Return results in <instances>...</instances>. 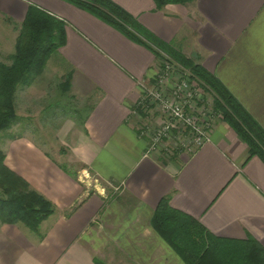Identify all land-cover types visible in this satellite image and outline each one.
Returning <instances> with one entry per match:
<instances>
[{
	"label": "crops",
	"instance_id": "1",
	"mask_svg": "<svg viewBox=\"0 0 264 264\" xmlns=\"http://www.w3.org/2000/svg\"><path fill=\"white\" fill-rule=\"evenodd\" d=\"M111 1L217 77L264 130V0L161 9L154 0ZM33 6L65 24L66 42L27 91L88 110L57 132L67 165L27 135L0 143L8 168L55 206L38 232L0 222V264H185L153 228L164 198L209 233L264 248V160L225 122L192 154L153 149L142 125L158 117L145 98L160 60L70 0H0L10 56Z\"/></svg>",
	"mask_w": 264,
	"mask_h": 264
},
{
	"label": "trees",
	"instance_id": "2",
	"mask_svg": "<svg viewBox=\"0 0 264 264\" xmlns=\"http://www.w3.org/2000/svg\"><path fill=\"white\" fill-rule=\"evenodd\" d=\"M136 42L147 45L160 60L168 56L187 69L213 99V111L248 145L249 156L264 160V130L229 92L223 83L201 64L186 57L173 46L148 31L133 16L111 0H70ZM161 9L194 0H154ZM66 42L65 24L49 13L31 7L20 26L15 52L8 62H0V133L9 132L22 119L16 111L15 94L32 86L43 73L47 62ZM8 138L15 135L8 133ZM6 154L0 149V222L24 224L38 232L41 223L55 212V206L31 188L21 176L8 168ZM153 228L185 264H264V248L254 240H233L209 233L196 219L171 207L168 198L159 203ZM96 264H105L96 261Z\"/></svg>",
	"mask_w": 264,
	"mask_h": 264
},
{
	"label": "built area",
	"instance_id": "3",
	"mask_svg": "<svg viewBox=\"0 0 264 264\" xmlns=\"http://www.w3.org/2000/svg\"><path fill=\"white\" fill-rule=\"evenodd\" d=\"M156 83L144 98L157 111L160 121L152 125L143 124V134L151 138L153 149L164 148L165 142L170 144L175 140L173 148L194 152L209 141L213 127V109L212 112L207 111L203 105L204 98L198 93L203 89L201 83L168 56L160 63ZM85 175V179L90 178Z\"/></svg>",
	"mask_w": 264,
	"mask_h": 264
},
{
	"label": "rangeland",
	"instance_id": "4",
	"mask_svg": "<svg viewBox=\"0 0 264 264\" xmlns=\"http://www.w3.org/2000/svg\"><path fill=\"white\" fill-rule=\"evenodd\" d=\"M8 37L9 34L7 33L6 28H0V62H8L10 52L12 51V47L10 41L8 40ZM27 89L28 88L18 90L15 94L16 111L18 116L22 119V122L14 126L9 132L0 133V143L3 140L5 141L7 139L8 135L6 134L8 133L15 135V137L16 135L17 137L27 135L28 138H31L30 140L37 146L43 147L50 153L53 158H57L61 163H64L65 158H63V156H65L64 152H66L67 149L65 150V146L62 144V141L58 139L57 132L63 126V122L66 119L71 117L78 118V115L82 117L88 109L79 107L77 101H67L64 103L53 101L50 104L51 101L44 97L45 94H43L41 90L32 89V91H27ZM198 93L200 97L204 98L203 105L206 106L207 111L212 112L211 107H213V105L210 95L203 91L202 88ZM212 114H214L212 121L213 126L223 121L222 114L214 111L212 112ZM158 117H154L153 121L155 122V124L157 123L156 120H158ZM155 124L153 126H156ZM174 141L170 144L164 145L166 151L167 149H170L174 153L178 154H192L188 150H182L183 148H173ZM178 142L179 141L176 140V143ZM0 149L2 150L1 144ZM64 164L67 165L68 163L66 162ZM76 168L78 167L76 166ZM69 170L71 172L70 168ZM97 186L96 188L101 190V188ZM93 187L94 185L92 183L91 186H89V189H96ZM3 191L4 190H1L0 188V198L6 199L7 197Z\"/></svg>",
	"mask_w": 264,
	"mask_h": 264
}]
</instances>
